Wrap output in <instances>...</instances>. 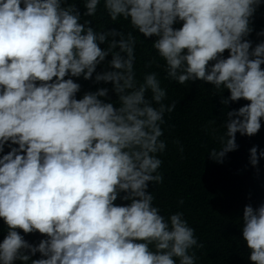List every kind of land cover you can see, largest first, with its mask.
<instances>
[{
  "label": "clouds",
  "instance_id": "1",
  "mask_svg": "<svg viewBox=\"0 0 264 264\" xmlns=\"http://www.w3.org/2000/svg\"><path fill=\"white\" fill-rule=\"evenodd\" d=\"M82 3L0 0V264H196L195 229L183 212L165 219L148 190L164 180L161 125L177 101L164 103L156 72L137 80L134 32L165 79L221 93L224 132L208 157L223 163L237 133L264 124V0H103L127 32L97 31L87 18L101 0ZM81 78L104 86L82 91ZM249 153L258 175L264 150ZM239 217L248 260L264 264V202Z\"/></svg>",
  "mask_w": 264,
  "mask_h": 264
},
{
  "label": "trees",
  "instance_id": "2",
  "mask_svg": "<svg viewBox=\"0 0 264 264\" xmlns=\"http://www.w3.org/2000/svg\"><path fill=\"white\" fill-rule=\"evenodd\" d=\"M69 2L78 3L83 11L82 0ZM87 19L93 20L97 31H106L111 27L125 32L130 30L127 22H113L108 18L103 9V0L96 16ZM255 29H264V6L256 14ZM134 35L137 39V80L142 82L146 73L156 72L161 87L167 90L164 103L177 101L176 109L165 113V123L161 125L163 135L160 139L165 141L166 149L157 155L163 161L158 171L164 180L161 184H149L148 190L155 197L153 205L160 208L165 219L176 212L184 213L188 224L195 229L198 241L204 244V248L195 250L196 264H251L240 238L239 216H242L246 204L252 203L255 207L264 202V158L259 160L258 175L249 163V150L253 146H258V151L264 150V124L255 136L247 137L237 133L236 142L239 147L228 153L223 163L211 160L208 152L220 147L218 137L224 132L222 122L227 112V107L219 103L221 93L200 81L179 85L165 79L164 61L156 55L152 41L138 32H134ZM252 39H256L255 33ZM101 47L106 48L107 44ZM152 60L156 62L145 67ZM79 83L82 91L104 86L93 85L82 78ZM107 86L111 88L110 84ZM228 94L225 91L224 95ZM146 95L150 99L152 94L149 91ZM114 102L118 104V101ZM243 103L231 104L229 110ZM154 106L158 107L155 103ZM180 200H183V204L179 203ZM117 203L121 202L118 200ZM3 235V224L0 221V240ZM39 238L38 235L26 237L32 242Z\"/></svg>",
  "mask_w": 264,
  "mask_h": 264
}]
</instances>
